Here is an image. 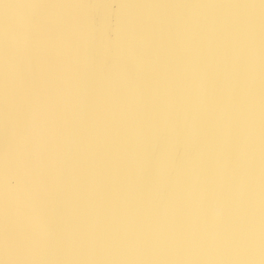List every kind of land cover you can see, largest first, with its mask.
<instances>
[{
  "label": "water",
  "instance_id": "1",
  "mask_svg": "<svg viewBox=\"0 0 264 264\" xmlns=\"http://www.w3.org/2000/svg\"><path fill=\"white\" fill-rule=\"evenodd\" d=\"M20 4L65 7H14ZM117 17L119 41L105 43L99 33L93 39L95 22ZM6 19L14 73L23 69L25 20L34 64L46 57V87L34 117L30 104L21 107L15 81L8 85L7 232L18 249L37 240L40 264L264 260L260 0H0V236ZM30 118L24 141L21 129ZM194 118L195 137L188 134ZM173 140L175 159L161 160ZM213 199L226 207L215 239L200 220ZM45 214L50 235L39 237Z\"/></svg>",
  "mask_w": 264,
  "mask_h": 264
},
{
  "label": "clouds",
  "instance_id": "2",
  "mask_svg": "<svg viewBox=\"0 0 264 264\" xmlns=\"http://www.w3.org/2000/svg\"><path fill=\"white\" fill-rule=\"evenodd\" d=\"M261 4V0H260ZM255 7V5H249L244 8ZM119 18H114L110 24L106 22L103 18L99 19L92 26V36L93 39L96 38V33H99L100 39L107 42H117L120 40V31H119ZM109 27L111 29V33L109 34ZM244 35L247 34L246 29L241 30ZM16 73H14L10 69V65L5 63V59L3 58V76H4V105H5V135L8 134V116H7V108L9 103V83L15 79ZM7 83V88H6ZM204 85L203 81L200 85V93H201V103H203L204 99ZM40 104L39 100L36 103L35 108L32 109V116L34 117L36 112L39 110ZM165 123L167 124L170 131L174 132V124L168 121L167 116L165 117ZM32 120L29 119L28 122V130L29 133L32 131ZM188 134L190 136L195 137L197 134L196 120L195 118L188 124ZM5 156H7V160H9L10 156V146L9 144L5 145L4 153H3V161L5 160ZM176 157V142L173 140L171 143L166 145L161 152L160 159L163 160L167 158L168 160H174ZM157 175H159L160 169L157 167ZM7 178H8V169H7ZM4 184H5V167H4ZM5 199V196H4ZM7 207H8V198H7ZM225 215H226V207L223 201L219 199H213L209 201L206 205L203 206L200 220L201 224L206 231L207 234L211 235L213 239L222 233L225 225ZM48 217L47 215H43L40 226H39V237H44L50 235L49 227H48ZM7 217L5 215V230L2 236H0V264H40V262L36 259V244L37 240H30L24 247L23 250H20L16 247L14 242L10 240L8 232H7ZM18 255H23L24 260L18 261ZM46 264H55V261H48ZM71 264H79L78 261H72ZM89 264H93L92 261H89ZM259 264H264V260H260Z\"/></svg>",
  "mask_w": 264,
  "mask_h": 264
},
{
  "label": "snow or ice",
  "instance_id": "3",
  "mask_svg": "<svg viewBox=\"0 0 264 264\" xmlns=\"http://www.w3.org/2000/svg\"><path fill=\"white\" fill-rule=\"evenodd\" d=\"M70 7H99L98 5H69ZM144 7H151L152 5H143ZM157 7H198L200 5H156ZM207 7H220L221 5H206ZM249 5H223V7H248ZM11 7V6H6ZM14 7L22 9H33V8H46V7H65V5H46V4H20ZM105 7H125V5H106ZM261 8H264V0H261ZM25 50L23 52V69L18 70L15 75V85L23 91L21 97V107L30 104L32 109L35 108L36 103L40 100L41 93L46 87V57L41 56L39 62L34 64L33 56L30 50L31 44V21L25 20ZM9 30L10 26L6 19L4 24V59L6 65L9 64ZM101 67H103V60H101ZM7 88V83H6ZM21 140L26 141L30 135L28 130V122L24 123L21 129ZM8 144L7 136L5 145ZM5 167V184H4V196H5V215L7 217V198H8V160L5 156L4 160ZM7 227V225H6Z\"/></svg>",
  "mask_w": 264,
  "mask_h": 264
}]
</instances>
